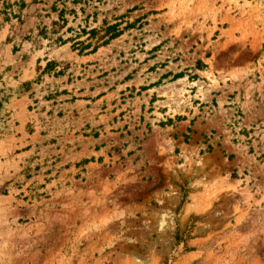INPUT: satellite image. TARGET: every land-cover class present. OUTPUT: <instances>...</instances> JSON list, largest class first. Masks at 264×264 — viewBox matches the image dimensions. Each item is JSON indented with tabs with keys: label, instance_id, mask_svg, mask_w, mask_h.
Instances as JSON below:
<instances>
[{
	"label": "rangeland",
	"instance_id": "374dc122",
	"mask_svg": "<svg viewBox=\"0 0 264 264\" xmlns=\"http://www.w3.org/2000/svg\"><path fill=\"white\" fill-rule=\"evenodd\" d=\"M0 264H264V0H0Z\"/></svg>",
	"mask_w": 264,
	"mask_h": 264
},
{
	"label": "trees",
	"instance_id": "16d2710c",
	"mask_svg": "<svg viewBox=\"0 0 264 264\" xmlns=\"http://www.w3.org/2000/svg\"><path fill=\"white\" fill-rule=\"evenodd\" d=\"M65 9H59L57 11V17H58V21L64 23L66 22L65 19ZM54 24H56L55 22H53ZM69 29V28H68ZM118 30H117V24H113V25H106L103 31V34L100 36V38L102 39L105 36H108V39L114 38L116 35H118ZM80 33L83 35H86L87 37L85 38V40H80V36L79 32L75 33V38H66V40H70L72 42V46L75 48H78L80 51L81 50H86L90 47H92V49L94 50L96 48V45H92V40L96 39L98 36V31L96 28H90V29H81ZM57 39L59 41H65L62 40L61 36L57 37ZM50 65V63L48 62V65L46 66V68H48Z\"/></svg>",
	"mask_w": 264,
	"mask_h": 264
}]
</instances>
